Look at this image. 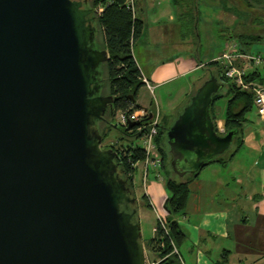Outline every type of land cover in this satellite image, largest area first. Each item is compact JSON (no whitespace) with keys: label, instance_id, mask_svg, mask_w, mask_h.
<instances>
[{"label":"water","instance_id":"obj_1","mask_svg":"<svg viewBox=\"0 0 264 264\" xmlns=\"http://www.w3.org/2000/svg\"><path fill=\"white\" fill-rule=\"evenodd\" d=\"M90 1L0 0V264H147L137 196L102 148L100 124L119 126ZM223 89L209 71L167 128L178 177L232 148L211 115Z\"/></svg>","mask_w":264,"mask_h":264},{"label":"crops","instance_id":"obj_2","mask_svg":"<svg viewBox=\"0 0 264 264\" xmlns=\"http://www.w3.org/2000/svg\"><path fill=\"white\" fill-rule=\"evenodd\" d=\"M134 3L136 10L140 5L135 16L144 24L138 43L141 39L144 41L149 33L146 20L150 15L156 24L167 17L169 23L173 24L179 13L191 14L194 20L199 15L198 0H188L179 10L175 8L176 0H134ZM167 33L162 26H158L154 32L157 41L167 42L165 47L173 42V37ZM190 45L192 47L185 55L179 50L151 53L146 42H143L142 51L134 47L133 55L141 74L152 89L164 88L179 77L203 70V66L211 62H200L199 65L193 53L196 41L192 39ZM237 50L243 53L239 47ZM241 64L246 76L258 73L253 77L254 86H264V76L259 66L246 60ZM203 78L201 76L199 79L203 82ZM143 87L149 89L145 85ZM196 87L195 83H190L187 95L193 93ZM159 114L161 116L160 111ZM218 122L224 125V119H218ZM243 138L244 145L232 161L208 165L190 184L187 207L176 217L188 231V239L180 248L184 264H264V117L259 116L256 106L247 116ZM140 168L143 170V166ZM144 187L150 209L157 211L159 219L165 220L168 216L165 203L162 207L168 199L165 180L156 179L151 174L145 180Z\"/></svg>","mask_w":264,"mask_h":264},{"label":"trees","instance_id":"obj_3","mask_svg":"<svg viewBox=\"0 0 264 264\" xmlns=\"http://www.w3.org/2000/svg\"><path fill=\"white\" fill-rule=\"evenodd\" d=\"M244 1L249 7L264 9V0ZM127 3L128 0H93L95 8H104V12L98 19L103 36V43H99L101 48L108 50L110 59L104 64L107 66L108 76L104 80L105 88L103 93L116 96L113 108L116 116L122 111L129 110L130 112H135L141 108L138 104V90L144 86L141 80V70L133 55V44L141 35L144 24L136 18L135 12L128 9ZM239 39L241 42L251 45L261 39V37L240 35ZM241 51L243 53L246 52L243 48H241ZM203 70L207 74L205 79L209 78L210 71L220 83L224 84V91L214 97L211 107V115L215 125L217 126L218 117L214 112V103L222 97H227L228 102L224 127L227 132H238L233 146L228 152L229 154L219 157L208 165L216 162L226 164L235 158L240 148L244 145V124L247 121L248 114L255 108L254 93L242 90L232 83L226 77L225 66L218 60H213L204 65ZM257 74L255 72L246 76V82L254 86L252 84L255 82L253 77H256ZM262 85H264V79L262 80ZM196 89L190 97L195 94ZM135 124L130 129H117L121 133V140L116 141L112 145V148L121 155V177L128 182V186L134 195L137 196L134 175L138 168H135L134 165L144 161L146 155L143 148L135 144V140L141 139L142 136L138 132L140 123ZM104 127L109 131L112 130L109 126ZM166 131L167 128L160 125L159 134L155 141L162 157L161 172L166 179L168 216L162 222L158 220L154 228V236L150 240L149 246H145V248L147 253L150 254V260L153 264H184L180 248L188 239V231L176 220V217L185 211L191 194L190 184L199 176L200 172L195 176L189 175V177L187 176L188 178H179L174 174L170 167V153L166 143ZM125 140L129 142L127 144L121 143V141L124 142ZM144 199L145 205L150 208L149 203L146 201V195H144ZM175 249H177L178 254L174 252Z\"/></svg>","mask_w":264,"mask_h":264},{"label":"rangeland","instance_id":"obj_4","mask_svg":"<svg viewBox=\"0 0 264 264\" xmlns=\"http://www.w3.org/2000/svg\"><path fill=\"white\" fill-rule=\"evenodd\" d=\"M187 1L188 0H176L175 8L179 10L184 3H187ZM198 2L199 15L195 20L191 14L180 15L178 12L179 15L176 17L173 24L169 23V17L165 20L163 19L162 23L156 24L153 16L150 15L148 20H146V30L149 33L145 35L144 41L141 39L140 43H138L137 38L133 44V50L136 46L139 51H142L143 42H146L148 44V51L151 53H154L157 50L160 52L166 51L168 53L170 51L176 52L179 50L185 55L190 51L192 47L190 42L194 39L196 45L193 53L199 65L200 62L207 63L208 61H213V59L218 60L219 58L217 57L221 58L224 52L233 53L235 49H231L232 45H237V49L238 47L239 49H245L248 53L247 55L264 58V9L249 7L244 0H198ZM137 9L140 10V5H137ZM138 10H136L135 7L134 12L138 13ZM158 26H162L166 29L169 37H173L171 46L168 45V47H165L166 45L164 44H167L166 41L156 40L154 32ZM170 32H172L171 35ZM240 35L260 36L261 39L251 45H247L240 41ZM98 40L100 43H103L102 29L99 25ZM163 47L165 48L163 49ZM233 59L235 60L236 68L241 70L245 69L243 68L244 65L241 64V61L243 62L244 59L237 57H234ZM258 69L264 76V67L260 65ZM102 72L103 79L106 80L108 76L106 65L102 66ZM202 73H204V75H202ZM206 75V72L200 69L196 73L179 77L161 89L154 88L151 90L142 86L138 90V102L143 108H153V110L154 108L160 109V123L162 126L168 128L189 101V97L192 94L187 95L189 92V84L193 82L199 86L202 83V80L199 78L201 76H204L205 78ZM227 102V97H222L215 101L214 112L218 119H224ZM111 121L112 124H118L120 130H123L124 128L127 129V127L122 126L118 114L115 118L111 119ZM218 124L221 126L222 122H218ZM104 126L108 127L107 124ZM101 130L107 132L108 136L106 137V145L111 143L114 144L116 141L121 140V133L117 129L112 128V130L109 131L107 128L102 127ZM127 142L129 141H121L123 144H127ZM135 144L141 146V139H136ZM228 152L225 155H228ZM143 176L144 171L142 168H138L134 175V179L137 177V209L140 218L142 240L145 246L148 247L150 240L154 236V228L157 225L159 218L156 216L157 211L152 210L145 205L144 195L146 194V189L144 187ZM163 179L166 180L164 175ZM164 203L165 202H163L162 207H164ZM147 264H153L151 263L150 254L148 253Z\"/></svg>","mask_w":264,"mask_h":264},{"label":"built area","instance_id":"obj_5","mask_svg":"<svg viewBox=\"0 0 264 264\" xmlns=\"http://www.w3.org/2000/svg\"><path fill=\"white\" fill-rule=\"evenodd\" d=\"M128 9H131L134 12L135 3L134 0H128L127 3ZM99 17L104 12V8L100 7L97 9ZM235 49L233 53H224L218 61L225 66L226 68V77L234 83L237 87L245 91H252L254 93V105L257 108V112L259 116L264 117V86H252L248 84L245 80L246 73L235 67L234 65V57L241 58L244 60H248L250 64L255 66H264V58L260 56H251L247 54L240 53L237 50L236 45H232L231 49ZM142 82L149 89H152L150 83L143 76L141 77ZM120 117L121 123L123 127L129 126L131 122L140 123L138 128V132L141 133V147L145 151L146 158L144 161L136 163L134 165L135 168H140L143 166L144 171V182L148 179L149 175L154 173L156 179H163L162 170V157L158 150V147L155 143L156 137L159 134L160 130V114L157 108H143L141 107L138 111L130 112L122 111L118 113ZM148 119L147 121H145ZM142 123V124H141ZM217 132L221 135L226 133V129H224L223 124L219 127L217 124ZM121 157V155H120ZM161 222L163 220L159 219ZM175 253L178 254L177 249L174 250Z\"/></svg>","mask_w":264,"mask_h":264},{"label":"flooded vegetation","instance_id":"obj_6","mask_svg":"<svg viewBox=\"0 0 264 264\" xmlns=\"http://www.w3.org/2000/svg\"><path fill=\"white\" fill-rule=\"evenodd\" d=\"M90 6L92 7V8H95V6L93 5V0H91L90 1ZM95 9H97V8H95ZM98 11V10H97ZM96 17H97V22H98V19H99V15H98V13L96 14ZM98 25H99V23H98ZM104 95H111V94H104ZM113 96V95H112ZM114 98L116 97V96H113ZM115 102V101H114ZM113 108H114V104H113ZM116 117V116H115ZM115 117H113V118H115ZM107 118V120H109V121H111V118L109 117V116H107L106 117ZM112 118V119H113ZM112 122V121H111ZM104 125H106V123H103V124H100V130H101V128L102 127H104ZM164 131V130H163ZM101 132H102V134L104 135V134H106L107 132L106 131H103V130H101ZM106 137L107 136H103V142H102V148L103 149H109V148H111L112 147V143L111 144H109V145H106L105 144V142H106Z\"/></svg>","mask_w":264,"mask_h":264}]
</instances>
